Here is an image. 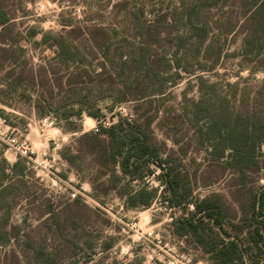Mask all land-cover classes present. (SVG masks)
<instances>
[{
    "label": "rangeland",
    "instance_id": "1",
    "mask_svg": "<svg viewBox=\"0 0 264 264\" xmlns=\"http://www.w3.org/2000/svg\"><path fill=\"white\" fill-rule=\"evenodd\" d=\"M255 4L0 0L10 18L0 27V264H214L176 233L194 206L167 202L163 172L182 201L186 188L189 200L220 207L222 227L205 223L209 243L237 240L245 264L264 256L250 250L264 142L242 172L213 140L230 111L264 125V54L243 52L242 10ZM54 38L72 46L69 56ZM115 124L159 156L132 158L141 177L106 157V133L101 143L90 136ZM142 188L155 191L150 205L129 206Z\"/></svg>",
    "mask_w": 264,
    "mask_h": 264
},
{
    "label": "trees",
    "instance_id": "2",
    "mask_svg": "<svg viewBox=\"0 0 264 264\" xmlns=\"http://www.w3.org/2000/svg\"><path fill=\"white\" fill-rule=\"evenodd\" d=\"M205 1V0H203ZM209 4H218L220 0H208ZM256 1L253 7L243 8L242 15L245 19L244 30L245 41L243 45V52L246 55H253L256 60L261 59V55L264 54V0H252ZM10 18L8 14L0 10V27L1 31L8 29ZM1 34V33H0ZM53 36L46 33L42 36L41 42L47 43L52 40ZM55 39V38H54ZM56 47L59 50V56H69L72 46L68 42H60L59 39L54 40ZM75 49V48H74ZM264 65V58H262ZM78 79L83 78V74L77 75ZM76 83V82H75ZM78 83V82H77ZM73 87V83L70 84ZM51 92V90H50ZM83 109L80 108L74 114L79 116L82 114ZM228 116L226 123L223 126L218 125V134L215 141L217 144H221L230 149V159L232 165L236 169L244 172L246 168L251 167L255 162L256 151L260 144L264 142V125L259 123L252 124L245 123L249 121V118L244 119L241 113L227 112ZM89 115L98 118L100 111L96 113H89ZM124 131V132H123ZM260 131V132H258ZM101 132L106 133L109 137V145L106 146L105 155L113 163H120L122 171L125 174L132 175L133 178L141 177L143 171L140 168H131L132 158L142 157L148 155L151 152V157H159L156 151L154 153L150 149L151 147L144 142L138 131H126L123 130L120 124L112 125L109 128L98 127V130L91 134L93 140L99 142V135ZM222 145V144H221ZM135 146V147H134ZM125 149V150H124ZM136 150V151H135ZM218 156H222L224 150L215 152ZM121 157V159L119 158ZM162 161V160H161ZM18 163L15 165L17 166ZM160 168L164 171L162 164ZM176 176H171V172H163L164 188L169 193L167 202L171 206L184 205L183 210L188 211L186 203H191L194 206V211L187 212V216L183 218H176L175 227L176 233L179 236H192L196 242L204 249L205 252L210 253L214 264H245V253L240 251L239 242L235 239L229 242L213 241L209 243L205 234V223L212 221L216 226L222 227L221 209L217 206L213 199L205 198L200 201L189 200L190 193L188 189H184L186 196V202L179 199L178 185L175 182ZM155 191L142 188L139 191L131 193L127 198V204L131 207H137L139 205L149 206ZM251 222L254 225V235L250 233L251 243L250 250L259 251L260 255H264V188L255 195V198L251 206ZM223 231L224 228H222ZM229 235L228 232H224ZM246 251V250H245ZM247 252V251H246ZM252 254V253H251ZM249 264H264V256L255 259L249 258Z\"/></svg>",
    "mask_w": 264,
    "mask_h": 264
}]
</instances>
